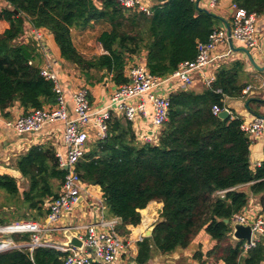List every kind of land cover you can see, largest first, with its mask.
Returning a JSON list of instances; mask_svg holds the SVG:
<instances>
[{
	"label": "trees",
	"instance_id": "16d2710c",
	"mask_svg": "<svg viewBox=\"0 0 264 264\" xmlns=\"http://www.w3.org/2000/svg\"><path fill=\"white\" fill-rule=\"evenodd\" d=\"M5 1L10 6L0 7V112L5 119L15 106L26 114L53 107L57 101L53 83L40 75L42 57L36 41H21L26 24L47 31L59 58L72 65L89 87L108 78L116 86L128 83L126 70L142 54L148 73L166 77L179 64L193 60L197 45L222 25L218 15L192 0H160L150 14L125 8L117 0ZM232 3L235 9L264 15V0ZM95 25L107 27L96 40L103 53L85 56L74 47L70 30ZM226 60L214 68L210 88L170 94L168 119L155 142H139L133 125L112 114L107 138L88 144L87 153L76 163L82 183L94 187L108 215L120 220L118 232L123 236L128 226L140 224V211L150 202L162 203L151 236L136 243L134 264H147L154 251L168 255L187 249L201 231L216 242L208 258L224 264L264 263L261 243L244 252V242L231 237L230 221L247 205L249 194L259 195L264 213V162L255 170L250 165L253 141L240 130L243 118L220 119L211 112L214 105L224 107L225 97L241 99L247 84L245 63ZM254 101L264 105L262 100L247 99L248 110ZM15 167L28 181L22 194L26 210L47 215L42 206L58 196L66 175L54 148L32 146L18 157ZM244 185H249L248 192L240 189ZM0 191L19 195L9 176H0ZM14 239L29 241L27 235ZM65 256L49 248H37L32 254L12 250L0 254V264H62Z\"/></svg>",
	"mask_w": 264,
	"mask_h": 264
},
{
	"label": "built area",
	"instance_id": "2783aa9c",
	"mask_svg": "<svg viewBox=\"0 0 264 264\" xmlns=\"http://www.w3.org/2000/svg\"><path fill=\"white\" fill-rule=\"evenodd\" d=\"M117 1L125 8L136 9L145 14H150L154 7L142 0ZM206 2L209 8H215L219 0H206ZM3 6L10 8L5 0H0V7ZM256 17L242 8L235 9L229 24L221 25L213 30L205 43L197 45L196 56L193 60L179 64L177 69L166 77L152 76L142 61L131 63L126 70L128 83L118 86L107 104L97 110H92L88 99L89 89L85 85L76 88L69 99L63 95L59 76L54 68L58 65L52 62V54L46 46L44 35L40 30L32 29L28 37L36 41L42 57L40 75L53 83V91L57 96L56 104L53 107L45 106L31 110L12 119H5L0 112V122L19 134L39 133L46 126L62 123L65 156L56 152V157L60 168L63 169L66 166V175L58 196L49 202L48 213L42 222L24 220L0 225V254L21 249H26L32 254L37 248H49L66 254L62 264L95 262L112 264L122 254L127 253L130 245L126 240L127 236L118 232V226L121 224L118 218L70 228V230H75L73 234L83 242L81 249L66 247L62 243L58 244L49 239L56 232L69 230L68 227L59 228L57 224L72 212V209L79 203L80 197L88 194L87 185L80 180L75 166L87 153L90 136L94 134L95 141L105 140L108 136V122L112 114H115L132 125L141 120L147 121L149 123L148 132L136 130V138L143 144L155 142L161 126L168 119L170 91L192 88L196 74L199 75L204 86L210 88L215 78L213 73L208 72V67L215 68L218 61L232 55L228 43L229 38L233 46L235 43L246 50H253L257 47ZM220 47L227 48V51L216 56L215 52ZM251 91L252 87L246 86L242 92L243 97ZM222 111H228L230 114L225 106L220 108L214 105L211 109L214 116ZM70 113L73 116H70ZM240 130L252 141L261 139L264 136V118L255 116L249 121L244 120L240 124ZM230 223L241 224L251 230L250 241L243 243L244 252L255 248L260 237L264 238V213L247 215L241 212L235 214ZM24 235L28 236L29 241H17L13 238ZM142 239L143 237L139 241Z\"/></svg>",
	"mask_w": 264,
	"mask_h": 264
},
{
	"label": "crops",
	"instance_id": "0c3cea01",
	"mask_svg": "<svg viewBox=\"0 0 264 264\" xmlns=\"http://www.w3.org/2000/svg\"><path fill=\"white\" fill-rule=\"evenodd\" d=\"M142 1L146 2L151 7L160 3V0ZM201 2H204V0L197 1L199 7L201 9H206L204 6L200 5ZM217 6L218 12L213 13L222 19V25H225V23L229 24V19H231L230 15L235 11L232 0H219ZM97 27L100 28L98 35L107 28L103 25H96L95 29H97ZM90 29L93 30V28ZM31 30L32 28L26 24L25 33L21 38V41L28 42L30 40L28 34ZM39 30L44 35L46 46L52 54V62H55L58 65L54 66V68L59 76L63 95L69 99L72 92L76 88L80 87L81 85L86 86V84L84 80L80 78L78 71L72 65L59 58V53L52 36L43 29ZM88 30L89 29L85 31H77L75 29L70 30L71 41L74 47L78 52L85 56H88L89 54L83 50H80L75 45L73 35L76 33L81 35ZM255 33L258 45L255 49L248 50L254 64L250 62L246 54L243 52L232 51V55L226 57V61L240 60L245 63V74L247 77L246 86L252 87L251 93L241 99L224 98V106L230 111L229 116H231L232 119L235 116H239L243 118V120L247 121L253 119L255 115H252L248 112L247 107H245V100L254 99L264 101V15L256 17ZM97 37H95L94 41L96 44H94L96 49L93 50L94 52L92 51V55H99L103 53L101 46L96 41ZM86 45L89 46L90 44L86 43ZM233 47L243 48L240 45H235ZM226 51L227 48L220 47L215 52V55L218 56ZM226 58H223L222 61ZM141 61L144 62V54H142L140 57H135L133 60V62L136 63ZM219 62L220 61H218L216 65L221 63ZM214 70L215 69L213 66L208 67L209 73H213ZM194 79V85L191 89L196 92H201L204 86L201 78L198 74H196ZM87 87L89 89V98L92 110H97L98 108H101L107 104L111 94L118 86L114 85L111 79L108 78L104 82L94 85L93 87H89L88 85ZM180 90L182 89L171 90L170 94ZM236 102H243L244 105L238 106L235 104ZM250 107L252 108L253 112H257L259 117L264 118V105L254 101V103H250ZM69 109H71V105H69ZM23 113L24 112L20 107L15 106V108L9 113L10 116L8 119H12L13 117ZM70 116H73V114L70 113ZM62 125V123H54L52 125L46 126L39 133L19 134L10 128H7L2 122H0V176H9L13 178L16 181L19 193L17 197H10L3 191H0V219L2 222H4L3 225L24 220L42 222L46 217V215L41 216V214H37L35 211L26 210L28 205L23 202L22 194L28 189V181L24 179L20 172L16 169L15 163L18 157L26 154V152L32 146L50 144L54 148L55 152H59L63 156L62 153L64 152L65 154V148L62 142ZM133 129L136 135V130L148 132L149 123L147 121L141 120L140 122H137L135 125H133ZM94 141L95 136L92 134L90 136L89 142L87 143V147L88 144ZM262 162H264V136H262L261 139L254 140L250 148V165L252 169L255 170ZM248 186L249 185L241 186L240 189L248 192ZM87 189L88 194L83 196V200L73 208L74 210H72V213L65 216L60 221V223L57 224L59 228L68 227L69 231L74 233L75 230H70V228H75L82 224H94L95 221L98 222L101 220L107 221L113 219V217L108 215L107 208L96 189L92 186H87ZM49 202L50 201H47L43 204V212L48 211ZM85 207L88 209H85ZM161 208L162 203L153 201L150 202L145 209L140 211V224L136 227L128 226L126 228L128 231L126 240L128 241L130 248L128 249L127 253L122 254L120 258L112 264H134L132 260L136 255V243L140 238L143 237L148 229L153 228V226L157 223ZM242 212L247 215L263 214L259 195L255 196L249 194L247 205L243 208ZM49 239L58 244L66 241L63 236V231L52 234ZM233 241L235 240L233 239ZM258 243H261L264 246V238L260 237ZM215 244V241L211 240V238L204 231H201L187 249H177L168 255H160L154 251L152 259L147 264H224L222 261H215L207 257V252H209L215 246Z\"/></svg>",
	"mask_w": 264,
	"mask_h": 264
},
{
	"label": "water",
	"instance_id": "95a60500",
	"mask_svg": "<svg viewBox=\"0 0 264 264\" xmlns=\"http://www.w3.org/2000/svg\"><path fill=\"white\" fill-rule=\"evenodd\" d=\"M207 11V10H206ZM227 24V23H225ZM227 29L229 30V28L227 27ZM228 43L229 46L231 48L232 51L235 52H243L246 54L247 58L250 60V62L252 64L253 60L251 58V55L249 53L248 50L244 49V48H234L231 39H228ZM247 103H245V107H247ZM248 112L252 115L258 116V114H255L253 111L248 110ZM218 118L220 119H226L229 117V113L228 111H222L217 115ZM259 117V116H258ZM63 170H66V166L63 167ZM83 200V197L79 198V202ZM225 224H229V220H224ZM231 227H232V239H234L235 241H245V242H249L250 241V237H251V230L249 227L247 226H243L241 224H233L231 223ZM153 228L148 229L145 234L143 235V238H148L151 236ZM63 236L66 239L65 242L62 243L63 246L66 247H71V248H76V249H81L83 246V242L81 240L78 239V237L76 235H74L71 231L69 230H64L63 231Z\"/></svg>",
	"mask_w": 264,
	"mask_h": 264
},
{
	"label": "rangeland",
	"instance_id": "374dc122",
	"mask_svg": "<svg viewBox=\"0 0 264 264\" xmlns=\"http://www.w3.org/2000/svg\"><path fill=\"white\" fill-rule=\"evenodd\" d=\"M200 5L204 6V8H206L207 10H209L211 12H214V13L218 12V6H216L215 8H209L208 5H207L206 0H204V2H201ZM231 17H232V14L230 15V18ZM95 27H96V25L93 27V30L89 29L87 32L82 33L81 35L79 33H76L75 35H73V39H74L75 45L80 50H83V51L87 52V54H89L88 56H91L92 53L94 52L93 50L96 49V46H95L96 44H95L94 41H95V37H97V35L99 33L98 31L100 30V28L97 27V29H95ZM86 43L90 44V45L87 46ZM234 45H236V44L234 43ZM93 55H98V54H93ZM235 104H237L238 106L244 105L243 102H236ZM62 154H63V156H65L64 152ZM85 209H88V208L85 207ZM72 210H74V209H72ZM13 238H15V237H13Z\"/></svg>",
	"mask_w": 264,
	"mask_h": 264
},
{
	"label": "bare ground",
	"instance_id": "6f19581e",
	"mask_svg": "<svg viewBox=\"0 0 264 264\" xmlns=\"http://www.w3.org/2000/svg\"><path fill=\"white\" fill-rule=\"evenodd\" d=\"M230 115V114H229ZM231 225V224H230ZM233 231V230H232ZM231 237H232V234H231ZM244 242V241H243Z\"/></svg>",
	"mask_w": 264,
	"mask_h": 264
}]
</instances>
